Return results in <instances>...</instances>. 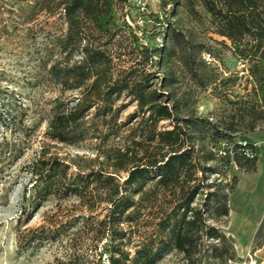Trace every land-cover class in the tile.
Listing matches in <instances>:
<instances>
[{"label":"rangeland","instance_id":"obj_1","mask_svg":"<svg viewBox=\"0 0 264 264\" xmlns=\"http://www.w3.org/2000/svg\"><path fill=\"white\" fill-rule=\"evenodd\" d=\"M36 1L0 0V264H96L100 256L102 264H109L102 225L109 207L105 190L92 183V194L84 199L51 195L35 200L42 183H37L29 166L36 160L56 158L68 166L70 177L100 172L122 183L128 173L119 169L120 162L128 168L145 158L156 144L152 136L173 125L169 120L155 125L132 97L123 96L114 106L115 120L107 117L109 125L91 110L86 125L92 128L82 140L50 138L47 130L53 108L58 104L73 107L78 92L64 90L50 72L62 57L64 19L59 13L49 14ZM129 1L125 19L141 43L153 47L164 41L170 54L162 66L154 57L153 67H146L152 74L151 90L161 96L160 104L172 107L176 119H206L222 128L234 116V140L252 145L256 156L251 168L245 160L243 166L233 161L220 175H206L210 176L206 184L220 183L228 195V216L213 210L206 214L207 225L225 239L204 237L194 255L173 249L157 264H264V112L248 113L244 119L238 112L253 87L252 63L241 59L231 42L216 33L202 0H178L176 6L167 0ZM138 1L140 6L135 5ZM198 129L207 136L204 144L209 149L218 152L227 145L224 141L217 147L211 128L198 123ZM142 198L141 194L135 197L139 203L132 211L139 212L136 221L120 227L128 232L126 250L132 254L177 202L171 191H162L152 202ZM202 199L203 195L193 206ZM209 203L213 205L212 200ZM247 226L250 231L243 234Z\"/></svg>","mask_w":264,"mask_h":264},{"label":"trees","instance_id":"obj_2","mask_svg":"<svg viewBox=\"0 0 264 264\" xmlns=\"http://www.w3.org/2000/svg\"><path fill=\"white\" fill-rule=\"evenodd\" d=\"M167 1L174 6L179 3L178 0ZM202 1L213 17L216 33L231 42L241 59L252 63L253 87L247 99L241 102L240 117L263 113L264 0ZM36 3L49 14L59 13L64 19L67 29L59 43L62 57L54 62L50 72L64 90L78 92L73 107L65 109L63 104H58L53 108L47 130L50 138L61 142L82 140L92 128L86 125L91 110L96 118L109 125L116 118L114 106L123 96L132 97L140 111L149 113V120L155 125L169 120L173 128L155 133L153 150L133 162V166L127 168L120 162L119 169L128 173L122 183L100 172L70 177L68 166L61 160H36L29 166L37 183H42L35 200L51 195H77L84 199L92 194V183L105 190L104 200L109 207L102 225L108 243L105 259L109 264H157L173 249L190 257L199 251L204 237L225 239L218 229L207 225L206 214L213 210L218 216H228V195L220 183L206 184V181L210 176L220 175L233 161L243 166L245 160L251 164L250 168L256 162L254 147L250 144L244 147L234 140V116L231 124L222 128L212 126L206 119H176L172 107L160 104L161 96L151 90L152 74L146 67H153L154 57L158 58L155 63L162 66L169 61L170 54L164 41L153 47L141 43L125 19L129 0H37ZM163 5L168 4L164 1ZM76 55L80 58L75 60ZM124 56L127 61L122 62ZM108 116L112 117L109 121ZM198 123L212 129L211 138L217 147L224 141L227 145L219 147L218 152L215 148L209 149L204 144L207 136L198 129ZM246 149L250 150V156L245 154ZM150 185L153 188L145 191ZM234 186L235 183L231 192ZM213 187L216 189L212 190ZM162 191H171L177 196V202L132 254L126 250L128 232L120 227L135 222L139 216V212L135 215L132 212L139 206L135 197L141 194L142 201L152 202ZM201 195L200 205L193 206ZM211 200L213 205L209 203ZM96 264H102L101 256Z\"/></svg>","mask_w":264,"mask_h":264},{"label":"crops","instance_id":"obj_3","mask_svg":"<svg viewBox=\"0 0 264 264\" xmlns=\"http://www.w3.org/2000/svg\"><path fill=\"white\" fill-rule=\"evenodd\" d=\"M233 219H234V221H235V222L237 223V225H238V222H239V221H238V216H237L236 213H234V215H233ZM244 220H245V219H244ZM234 221H233V222H234ZM237 221H238V222H237ZM247 222H248V221H247ZM249 225H252V224L249 223ZM250 228H251L250 226H247V227L245 228V230H243L242 233L244 234L245 232H249V231H250Z\"/></svg>","mask_w":264,"mask_h":264},{"label":"built area","instance_id":"obj_4","mask_svg":"<svg viewBox=\"0 0 264 264\" xmlns=\"http://www.w3.org/2000/svg\"><path fill=\"white\" fill-rule=\"evenodd\" d=\"M135 5H137V6H140L141 5V2L140 1H138ZM242 145L244 146V147H247L248 146V144L247 143H242ZM245 154L247 155V156H250L251 155V152H250V150L249 149H246V152H245ZM106 257V256H105Z\"/></svg>","mask_w":264,"mask_h":264}]
</instances>
